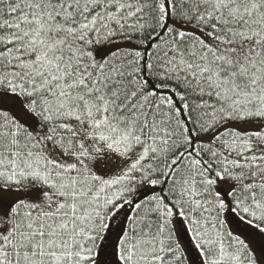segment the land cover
<instances>
[{
	"label": "snow or ice",
	"instance_id": "obj_1",
	"mask_svg": "<svg viewBox=\"0 0 264 264\" xmlns=\"http://www.w3.org/2000/svg\"><path fill=\"white\" fill-rule=\"evenodd\" d=\"M0 264H264V0H0Z\"/></svg>",
	"mask_w": 264,
	"mask_h": 264
}]
</instances>
